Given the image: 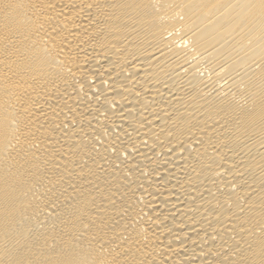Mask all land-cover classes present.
Wrapping results in <instances>:
<instances>
[{
    "label": "bare ground",
    "instance_id": "obj_1",
    "mask_svg": "<svg viewBox=\"0 0 264 264\" xmlns=\"http://www.w3.org/2000/svg\"><path fill=\"white\" fill-rule=\"evenodd\" d=\"M0 264H264V0H0Z\"/></svg>",
    "mask_w": 264,
    "mask_h": 264
}]
</instances>
